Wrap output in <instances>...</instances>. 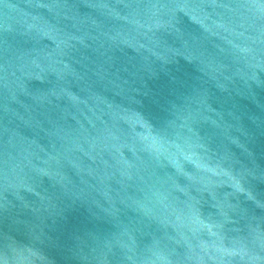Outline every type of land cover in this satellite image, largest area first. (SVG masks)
<instances>
[{"label": "water", "instance_id": "95a60500", "mask_svg": "<svg viewBox=\"0 0 264 264\" xmlns=\"http://www.w3.org/2000/svg\"><path fill=\"white\" fill-rule=\"evenodd\" d=\"M0 264H264V0H0Z\"/></svg>", "mask_w": 264, "mask_h": 264}]
</instances>
